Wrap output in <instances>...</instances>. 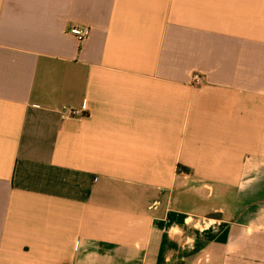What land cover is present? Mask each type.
I'll list each match as a JSON object with an SVG mask.
<instances>
[{
    "label": "crops",
    "instance_id": "1",
    "mask_svg": "<svg viewBox=\"0 0 264 264\" xmlns=\"http://www.w3.org/2000/svg\"><path fill=\"white\" fill-rule=\"evenodd\" d=\"M0 264H264V0H0Z\"/></svg>",
    "mask_w": 264,
    "mask_h": 264
},
{
    "label": "built area",
    "instance_id": "2",
    "mask_svg": "<svg viewBox=\"0 0 264 264\" xmlns=\"http://www.w3.org/2000/svg\"><path fill=\"white\" fill-rule=\"evenodd\" d=\"M70 34L73 35L79 42H85L91 34V29L88 27H73L70 29ZM201 76L195 75V81L201 82ZM63 114H65V117H82L83 113L71 108H64L62 110Z\"/></svg>",
    "mask_w": 264,
    "mask_h": 264
}]
</instances>
